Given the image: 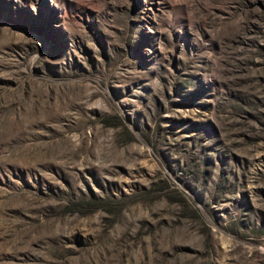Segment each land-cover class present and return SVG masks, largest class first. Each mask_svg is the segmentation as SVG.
<instances>
[{"label": "rangeland", "instance_id": "1", "mask_svg": "<svg viewBox=\"0 0 264 264\" xmlns=\"http://www.w3.org/2000/svg\"><path fill=\"white\" fill-rule=\"evenodd\" d=\"M0 264H264V0H0Z\"/></svg>", "mask_w": 264, "mask_h": 264}]
</instances>
